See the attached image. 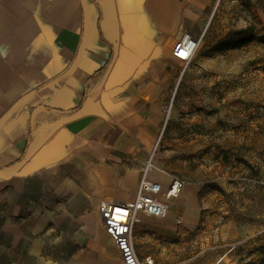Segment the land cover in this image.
<instances>
[{
  "label": "crops",
  "instance_id": "0c3cea01",
  "mask_svg": "<svg viewBox=\"0 0 264 264\" xmlns=\"http://www.w3.org/2000/svg\"><path fill=\"white\" fill-rule=\"evenodd\" d=\"M229 1L0 0V264H125L101 201L177 175L182 157L152 155L186 65L174 49L218 43ZM138 214L134 241L143 222L159 244L165 218Z\"/></svg>",
  "mask_w": 264,
  "mask_h": 264
},
{
  "label": "rangeland",
  "instance_id": "374dc122",
  "mask_svg": "<svg viewBox=\"0 0 264 264\" xmlns=\"http://www.w3.org/2000/svg\"><path fill=\"white\" fill-rule=\"evenodd\" d=\"M214 27L222 38L197 45L192 62L184 64L152 153L158 160L182 157L176 174L190 181V191L155 226L159 244L148 245L143 222L135 227L141 264L149 255L154 264H264V144L246 137L226 142L217 135L236 131L264 138V0L218 3L208 33ZM250 31L259 38L218 50ZM199 182L205 190L193 195Z\"/></svg>",
  "mask_w": 264,
  "mask_h": 264
},
{
  "label": "built area",
  "instance_id": "2783aa9c",
  "mask_svg": "<svg viewBox=\"0 0 264 264\" xmlns=\"http://www.w3.org/2000/svg\"><path fill=\"white\" fill-rule=\"evenodd\" d=\"M196 47V41L183 38L177 42L174 55L188 65L193 58ZM151 166L150 160L147 163L146 172ZM186 185L187 181L178 175L173 176L167 187L144 175L133 201L102 199L99 209L101 224L115 240L123 254L125 264H137L136 259L138 260V258L134 250V226L141 222L138 213L142 212L156 218H166L170 213L174 199L180 195ZM203 187L204 183L198 184L196 186L197 192H201ZM146 263L154 264L155 261L153 257H147Z\"/></svg>",
  "mask_w": 264,
  "mask_h": 264
},
{
  "label": "bare ground",
  "instance_id": "6f19581e",
  "mask_svg": "<svg viewBox=\"0 0 264 264\" xmlns=\"http://www.w3.org/2000/svg\"><path fill=\"white\" fill-rule=\"evenodd\" d=\"M170 135H171V132L167 133V136H170ZM217 135L219 138H221L222 140L226 142L236 141V140L242 139L243 137H246L250 141L264 144V138L260 136H255V135L245 136L241 132H236V131H222V132H218ZM136 263L140 264L139 259L138 260L136 259Z\"/></svg>",
  "mask_w": 264,
  "mask_h": 264
},
{
  "label": "trees",
  "instance_id": "16d2710c",
  "mask_svg": "<svg viewBox=\"0 0 264 264\" xmlns=\"http://www.w3.org/2000/svg\"><path fill=\"white\" fill-rule=\"evenodd\" d=\"M259 37L256 35V33H254L253 31H250L247 35L241 37V38H237L234 39L232 41L231 44H227L224 47H218L219 51H224L225 49H233V48H242L243 46H245L246 44L258 39ZM263 42H264V38H263Z\"/></svg>",
  "mask_w": 264,
  "mask_h": 264
}]
</instances>
